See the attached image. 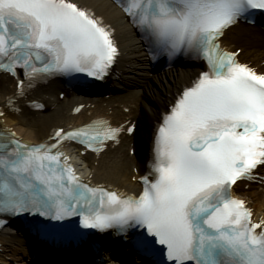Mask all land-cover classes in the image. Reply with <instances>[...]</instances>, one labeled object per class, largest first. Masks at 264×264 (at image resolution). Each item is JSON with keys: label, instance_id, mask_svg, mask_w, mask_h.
Segmentation results:
<instances>
[{"label": "snow or ice", "instance_id": "obj_1", "mask_svg": "<svg viewBox=\"0 0 264 264\" xmlns=\"http://www.w3.org/2000/svg\"><path fill=\"white\" fill-rule=\"evenodd\" d=\"M117 3L153 60L185 56L207 70L163 114L138 197L85 183L59 150L72 141L104 151L122 130L107 121L56 130L53 144L0 132V227L7 217L30 215L33 231L47 239L57 227L50 222L78 217L77 241L88 236L80 229L125 236L141 229L131 242L150 264H264V219L253 222L231 195L264 167V73L220 43L241 20L264 14V0ZM119 55L114 33L72 0H0V72L18 80L17 98L25 81L31 88L56 75L103 79Z\"/></svg>", "mask_w": 264, "mask_h": 264}, {"label": "bare ground", "instance_id": "obj_2", "mask_svg": "<svg viewBox=\"0 0 264 264\" xmlns=\"http://www.w3.org/2000/svg\"><path fill=\"white\" fill-rule=\"evenodd\" d=\"M72 1L91 10L112 29L120 53L114 66V73L122 82V86L115 84V88L119 87L125 93L108 94L106 97H84L73 96L61 88L60 91L64 92L63 99L67 101L66 104H62L55 96L56 84L50 81L36 85L25 95L17 98L16 80L7 74H0V110L4 113L0 116V125L13 129L16 135L19 134L17 130H21V139L37 142L51 136L54 128L78 126L97 117L106 119L111 125L123 129L117 146L114 145L116 142H110L105 150L98 154L88 151L82 153V148L75 146L70 147L68 152L86 179L115 187L119 192H132L136 195L140 190L137 177L144 172L153 125L158 120L160 112L166 110L172 102L174 94L182 85L190 82L197 74L196 68L201 65L194 64L185 71L180 68L161 72L144 71L148 65L145 66L143 43L121 11L110 9L108 0ZM220 43L227 51H239V60L264 73V31L259 26L237 24L227 32ZM150 72L159 89L146 82L149 80ZM105 88L109 89V86ZM9 98H13L12 105L7 103ZM142 98L150 101L149 105L143 107V114L135 111L140 106ZM31 100L41 101L51 112L28 115L31 108L26 105V101ZM78 104H83V108L75 113L73 108ZM129 124L134 125L131 134L127 133ZM126 149H133V154L129 156L125 152ZM256 173L264 175V167L258 168ZM231 192L243 198L251 207L254 220L264 219V180L258 179L255 183L237 182ZM0 241L2 243L0 264H29L21 261L17 254L18 251L27 250L19 238L1 230ZM73 264L80 263L74 261ZM97 264L123 262L118 258L108 257L105 250L103 261Z\"/></svg>", "mask_w": 264, "mask_h": 264}, {"label": "rangeland", "instance_id": "obj_3", "mask_svg": "<svg viewBox=\"0 0 264 264\" xmlns=\"http://www.w3.org/2000/svg\"><path fill=\"white\" fill-rule=\"evenodd\" d=\"M112 8V7H111ZM149 85L150 86H152L153 88H156V89H159V86H158V83H156L155 84V82H149ZM58 91V90H57ZM114 93H124V92H122V91H120V90H118V89H114V91H113ZM147 96V95H146ZM60 98V97H59ZM61 99V98H60ZM142 102L140 103L141 105L140 106H138V108H137V112H143V105H146V104H148L149 105V103H150V101H149V99H147V98H144V100H141ZM65 103V102H64ZM46 113V112H49L48 111V108H46V109H44V110H41V111H39V113ZM31 113H32V111H31ZM31 113H30V115H31ZM34 114H35V112H34ZM37 114V113H36ZM35 114V115H36ZM127 154H129V155H131L132 154V152L129 150V152L127 151ZM20 256H22V258H24V259H27V258H30V256H29V254H24L23 255V253H20Z\"/></svg>", "mask_w": 264, "mask_h": 264}]
</instances>
